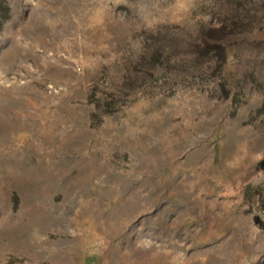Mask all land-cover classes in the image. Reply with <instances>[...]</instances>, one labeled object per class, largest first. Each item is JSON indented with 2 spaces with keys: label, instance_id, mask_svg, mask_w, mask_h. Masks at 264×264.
I'll list each match as a JSON object with an SVG mask.
<instances>
[{
  "label": "rangeland",
  "instance_id": "rangeland-1",
  "mask_svg": "<svg viewBox=\"0 0 264 264\" xmlns=\"http://www.w3.org/2000/svg\"><path fill=\"white\" fill-rule=\"evenodd\" d=\"M0 264H264V0H4Z\"/></svg>",
  "mask_w": 264,
  "mask_h": 264
},
{
  "label": "trees",
  "instance_id": "trees-1",
  "mask_svg": "<svg viewBox=\"0 0 264 264\" xmlns=\"http://www.w3.org/2000/svg\"><path fill=\"white\" fill-rule=\"evenodd\" d=\"M7 16V6L4 4V0H0V22Z\"/></svg>",
  "mask_w": 264,
  "mask_h": 264
}]
</instances>
